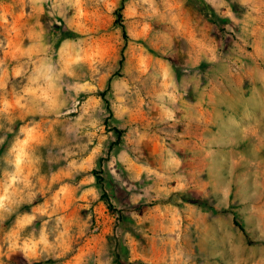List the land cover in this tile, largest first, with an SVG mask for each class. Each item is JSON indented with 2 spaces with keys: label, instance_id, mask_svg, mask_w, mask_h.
<instances>
[{
  "label": "clouds",
  "instance_id": "1",
  "mask_svg": "<svg viewBox=\"0 0 264 264\" xmlns=\"http://www.w3.org/2000/svg\"><path fill=\"white\" fill-rule=\"evenodd\" d=\"M12 2L0 264H126L132 241L135 264H264V0ZM109 181L123 220L104 239Z\"/></svg>",
  "mask_w": 264,
  "mask_h": 264
},
{
  "label": "rangeland",
  "instance_id": "2",
  "mask_svg": "<svg viewBox=\"0 0 264 264\" xmlns=\"http://www.w3.org/2000/svg\"><path fill=\"white\" fill-rule=\"evenodd\" d=\"M4 10L11 12L13 15L18 11V9L14 7L12 0H4ZM109 11H111V8H109ZM120 13H121V22H122L124 21L125 16L128 14L124 13L123 8ZM113 19H116V15H114L113 17H109L107 20V24L111 25ZM128 34L129 35L132 34L131 24L128 25ZM153 46L155 47V44H153ZM96 177L98 182L103 183V180L100 177L99 173H96ZM123 191H124L123 189H119L113 186L111 181H109L106 184V190L104 194L101 196V201H103V205L98 208H94V226L96 227L97 237L102 236L104 239H108L110 236V226L114 218L119 216L120 220L121 221L123 220V215L121 213V210L118 207H116L114 204V202H118L120 197L123 198L122 197ZM108 204H110V208L108 207ZM188 213L190 216H192L195 214V210L188 209ZM133 218L139 221V218L137 217H133ZM139 222L143 223V221H139ZM99 243H100L99 240H93L86 237H81L79 241V246H92V245H98ZM75 246L76 245H74V247ZM130 247H131V252L125 249L123 254L126 256H130V260L126 261V264H135V262L141 258L136 255L134 241L131 242ZM73 254L74 253H70L68 256L62 258L59 261L55 259H49L47 261H43L42 264H64V261L70 260Z\"/></svg>",
  "mask_w": 264,
  "mask_h": 264
},
{
  "label": "trees",
  "instance_id": "3",
  "mask_svg": "<svg viewBox=\"0 0 264 264\" xmlns=\"http://www.w3.org/2000/svg\"><path fill=\"white\" fill-rule=\"evenodd\" d=\"M121 10H122V7L115 13L116 15V19H115V22L116 23H121ZM108 202V200H107ZM108 207L110 208V204H108Z\"/></svg>",
  "mask_w": 264,
  "mask_h": 264
},
{
  "label": "crops",
  "instance_id": "4",
  "mask_svg": "<svg viewBox=\"0 0 264 264\" xmlns=\"http://www.w3.org/2000/svg\"><path fill=\"white\" fill-rule=\"evenodd\" d=\"M251 51V49H249ZM255 73L257 76H259L261 79H264V72H261L259 69L255 70Z\"/></svg>",
  "mask_w": 264,
  "mask_h": 264
}]
</instances>
